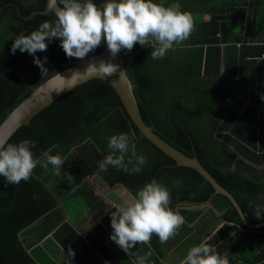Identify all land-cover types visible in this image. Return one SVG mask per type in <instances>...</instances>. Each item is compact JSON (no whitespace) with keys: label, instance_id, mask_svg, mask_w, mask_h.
<instances>
[{"label":"trees","instance_id":"trees-1","mask_svg":"<svg viewBox=\"0 0 264 264\" xmlns=\"http://www.w3.org/2000/svg\"><path fill=\"white\" fill-rule=\"evenodd\" d=\"M93 2L102 7L107 0ZM155 2L165 6L179 3L181 11L199 20H194L195 31L190 38L161 59H152L151 46L137 43L131 51L122 49L124 57H128L127 72L142 117L165 141L197 157L233 194L249 222H263L264 0ZM46 3L47 0H0V123L36 86L79 60L66 56L59 38L46 41L47 50L35 54L42 61L47 57L44 66L48 71L43 75L33 55L18 49L15 54L11 52L17 35L30 34L45 20L55 21L54 11L39 12ZM120 133H127L136 144L137 155L147 159L138 174L112 166L106 172L99 168V163L111 154L109 138ZM24 139L35 141L31 148L35 158L50 150L49 154L64 160V179L81 183L80 195L100 220L86 236L64 220L59 196L49 185L55 174L51 165L45 168L38 164L32 177L17 185L0 176V264H39L29 248L54 227L53 237L79 264H114L106 235L113 231L111 213L115 209L109 208L87 183L93 174L110 186L121 184L134 196L155 179L168 188L169 206L181 215L191 212L190 220L200 211L176 209L209 201L223 219L248 229L250 233L245 235L251 243L247 249L238 248L239 235L228 238L225 234L230 226L225 224L207 243L229 264H264V227H248L232 201L216 193L202 174L179 165L151 142L107 80L93 78L74 87L21 126L7 143L18 144ZM124 155L128 164L131 152ZM131 158L134 163L135 157ZM132 166L128 164L129 169ZM186 226L180 227L168 243L186 240L185 248L199 245L203 238ZM27 238L32 239L25 244ZM163 249L153 234L150 245L137 244L131 249L133 264L141 256L146 257V264H164Z\"/></svg>","mask_w":264,"mask_h":264},{"label":"clouds","instance_id":"clouds-1","mask_svg":"<svg viewBox=\"0 0 264 264\" xmlns=\"http://www.w3.org/2000/svg\"><path fill=\"white\" fill-rule=\"evenodd\" d=\"M55 21L45 20L37 30L30 34L20 33L14 39L11 52H28L34 57V63L40 67L42 75L48 71L35 54L46 51V41L59 38L60 46L69 58L84 59L106 42L108 51L115 57L122 49L131 51L139 43L151 46L152 59L163 58L174 46L181 45L195 31V22L190 12L181 11L179 3L165 6L155 0H107L98 7L93 0H58ZM119 70V65L101 60L89 62L84 73L99 77H111ZM124 71H120V75ZM81 72L76 71L70 79ZM6 145V146H5ZM35 141L24 139L18 144L0 142V176L11 184L28 181L33 170L40 164L60 169L64 160L49 151L35 158L31 148ZM108 148L111 154L100 163L99 168L106 172L109 166L133 173H140L147 163L143 155H137L136 144L127 133H120L109 138ZM131 152L135 162L129 157V169L125 163V153ZM115 153H119L116 155ZM171 195L168 188L155 179L146 183L133 197L131 202L114 205L111 213L114 241L126 254L137 244L150 245L153 234L161 243H166L178 234L185 218L169 205ZM71 253V252H70ZM74 255V253H73ZM137 264H146V257L137 259ZM180 264H229L226 257L219 255L206 241L191 247Z\"/></svg>","mask_w":264,"mask_h":264},{"label":"water","instance_id":"water-1","mask_svg":"<svg viewBox=\"0 0 264 264\" xmlns=\"http://www.w3.org/2000/svg\"><path fill=\"white\" fill-rule=\"evenodd\" d=\"M59 6L61 5L58 4V0H47L46 8L39 12L41 14H46L50 11L55 12ZM34 13L35 12L31 15ZM101 60H111V62L118 64L119 70L117 73L111 77L103 78L83 72L86 70L89 62L94 61L98 65ZM127 60L128 57H124L122 50L115 57H112L108 51L106 42H102L101 45L95 49L92 56L79 59L74 64L58 71L40 85L36 86L27 97H25L14 109L10 110L0 123V142H8L21 126L29 124L38 112L49 106L53 101L63 96L74 87L93 78H103L114 87L133 122L151 142L166 152L170 157L175 159L179 165L192 167L202 174L213 185L216 193L223 194L232 201L246 225L253 228L264 227V221L252 223L247 220L240 204L233 194L216 180V178L202 165L197 157H190L186 155L181 150L161 138L145 123L140 112L133 83L127 72ZM76 71H80L81 73L75 78L70 79L72 74ZM120 71L124 72L120 75ZM207 204L211 205L209 201L208 203L203 201L201 203L183 205L181 208H196L206 206ZM23 242L26 244V240Z\"/></svg>","mask_w":264,"mask_h":264},{"label":"crops","instance_id":"crops-1","mask_svg":"<svg viewBox=\"0 0 264 264\" xmlns=\"http://www.w3.org/2000/svg\"><path fill=\"white\" fill-rule=\"evenodd\" d=\"M259 39L260 38L257 34L256 40H259ZM61 167L64 169V171L62 172V174H60L59 173L60 169L55 168L54 170L55 174L50 178L49 185L55 191V193L59 196L60 205L63 209V213L65 214L64 220H68L69 222H71L72 225L75 226L76 230L80 234H82L83 236H86L88 232L92 229V227L100 220V216L98 217L95 216L93 209H91V207L86 203L84 196H82V194L80 195L79 191L81 188V183H78L79 184L78 191L76 192L77 188H75L74 187L75 185L72 184L74 182L71 181L69 177L67 179L66 178L64 179L66 169L63 166ZM263 173H264V168H263ZM92 176H89V177L91 178ZM88 178L86 179L87 183H88ZM61 179H64V180L60 182L59 180ZM67 185L70 186V189H66ZM118 193L121 194L118 197L123 199L124 202L126 201L131 202L133 197H135L128 189H126L121 184L110 186L106 183V191H105L106 196L101 195L99 192L95 194L100 195L104 200H106L107 203L110 204L109 208H111L114 205L119 206L116 204L115 201L112 202V200L117 198ZM109 198L112 200H110ZM260 200L262 202V205H264L262 201L264 200L263 195L260 196ZM79 201H82V204L85 206L83 209H78ZM179 209H184V210L187 209L192 212L200 211L199 212L200 214L192 220H190L191 215H192L191 212H187L185 213L186 215H182L185 218V223L182 226L187 225L186 226L187 228L188 227L192 228L193 230L192 233L195 234L196 232V234H198L199 236L203 238L202 241H205L204 240L205 234L207 233H209L208 235L212 234V232L214 231L213 221L216 222L215 219H217L219 222H221L219 223L220 228L224 224L229 225L230 226L229 228L234 229V232H235L234 235H239L240 238L236 240L238 241L236 244L238 248L247 249L249 247L251 243V238H248V235L247 236L245 235L249 230L241 227L240 224L229 222L223 219L221 213L217 211L215 208H213L212 205L207 204L206 206L196 207V208L179 207L176 210H179ZM220 228H218V230ZM250 228H253V227H250ZM55 229L56 227H54L48 235L44 236L42 239H40L34 245H32L29 248V251H31L34 258L39 264H79L74 259L72 254L68 252L53 237V232ZM216 231L217 229L215 230V232ZM248 233H250V231ZM190 234H188V236ZM110 235H111L110 232L106 235V242L110 250L112 251L110 259L115 260L114 264H133V260H134L133 255L126 254L114 241L110 239ZM31 239L32 238H27L25 240L26 242H28ZM185 242L186 240H183L182 242L178 241L174 245L169 244L168 241L166 243H161V245L164 246L163 250L165 251V256L162 259L164 264H180V262L186 257L187 252L190 249L189 247L185 248V244H184Z\"/></svg>","mask_w":264,"mask_h":264},{"label":"rangeland","instance_id":"rangeland-1","mask_svg":"<svg viewBox=\"0 0 264 264\" xmlns=\"http://www.w3.org/2000/svg\"><path fill=\"white\" fill-rule=\"evenodd\" d=\"M193 18H195V15H194V17ZM203 18V17H202ZM205 18H208L207 16H205ZM194 20H199V19H194ZM64 171V169L61 167L60 168V170H59V173L60 174H62V172ZM67 179V178H66ZM69 182H71V181H69ZM72 184H74L75 186V188H78V186H79V184H76V183H72ZM88 184L92 187V189H93V191L95 192V193H97V192H99L101 195H104V196H106V194H105V191H106V183H105V181L98 175V174H95V175H93L91 178L89 177L88 178ZM69 187V188H68ZM66 189H70V186L69 185H67V188ZM119 195H121L120 193H118L117 194V198L116 199H114V200H112V199H110V200H112V202L113 201H115L116 202V204L117 205H123L125 202L123 201V199H121L120 197H118ZM62 197V196H61ZM263 201V203H264V200H262ZM109 204V203H108ZM110 205V204H109ZM85 206L82 204V201H79V204H78V209H83ZM91 218V217H90ZM92 219V218H91ZM215 221L216 222H214L213 221V229H214V231H213V229H212V234L211 235H208L209 233H207V234H205V236H204V240L205 241H207L213 234H214V232H215V230L217 229L218 230V228H220V225H219V223H221V222H219L217 219H215ZM222 225V224H221ZM234 234H235V232H234V229L233 228H229L228 230H227V232H226V236H228V238L229 237H233L234 236Z\"/></svg>","mask_w":264,"mask_h":264},{"label":"built area","instance_id":"built-area-1","mask_svg":"<svg viewBox=\"0 0 264 264\" xmlns=\"http://www.w3.org/2000/svg\"><path fill=\"white\" fill-rule=\"evenodd\" d=\"M263 56H264V54H263Z\"/></svg>","mask_w":264,"mask_h":264}]
</instances>
